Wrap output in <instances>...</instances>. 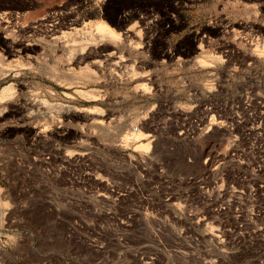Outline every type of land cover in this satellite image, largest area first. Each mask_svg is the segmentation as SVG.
<instances>
[{"label": "rangeland", "instance_id": "obj_1", "mask_svg": "<svg viewBox=\"0 0 264 264\" xmlns=\"http://www.w3.org/2000/svg\"><path fill=\"white\" fill-rule=\"evenodd\" d=\"M2 12L76 29L96 54L67 73L41 35L0 19V67L15 64L0 77V264H264L263 3L0 0ZM96 22L114 36L92 45ZM23 37L37 45L12 62ZM113 49L128 68L92 64Z\"/></svg>", "mask_w": 264, "mask_h": 264}, {"label": "bare ground", "instance_id": "obj_2", "mask_svg": "<svg viewBox=\"0 0 264 264\" xmlns=\"http://www.w3.org/2000/svg\"><path fill=\"white\" fill-rule=\"evenodd\" d=\"M264 4V0H257ZM25 16V15H23ZM22 15H13L9 12H2L0 13V19L6 23L7 27H10L19 33H28L31 32V34H38L41 35L42 39L45 41V44L49 49L52 51H60L66 59L64 60V63L62 64V68L65 69V71L73 72L72 70V64L74 63H81L83 62L88 54L95 55V49L96 47H91L90 45H83L82 40L77 38V36L71 37L72 33H79L76 29H71V31H61L59 26L57 25H49L46 29H41L44 26V23L47 21V18L45 16H41L35 20H33L30 23H24L21 22ZM97 29L96 32L93 33V36L90 38L91 44L95 45L98 44L99 41L103 39V37L108 35H113L112 31L108 30L104 22H96L95 23ZM22 36V35H21ZM37 45L36 39H27V38H21L15 42H12L9 48V55L13 58L12 62H18V58L21 57V54H23L26 51L31 50L34 48V46ZM91 47V48H90ZM89 48V52L87 49ZM106 49L115 48L114 46L110 44H106ZM92 50V52H91ZM116 50V49H115ZM108 51L104 54H102L103 59L101 60H94L92 64L97 65L101 69H105V67H111V71L114 70H121L123 68H128V59L124 58L122 55H117V51ZM250 58V56H249ZM20 63V62H18ZM88 65V64H87ZM15 64L12 63H6L4 68L0 67V77L5 76L10 72L9 67H13ZM109 67V68H110ZM11 87L9 84L4 86L0 90V101L6 99L10 95ZM138 88H145V85H138ZM13 89V88H12ZM31 105H35V107L45 108L46 106L43 105L41 102H33ZM47 108V107H46ZM77 111V110H76ZM101 124H103L102 121H100ZM135 136L138 137L139 133H135ZM136 139V138H135ZM135 141V140H134ZM143 147H147V144H143ZM2 204L0 203V214L2 210ZM258 230V229H257ZM211 240L215 244H219V235L217 233H211L210 234Z\"/></svg>", "mask_w": 264, "mask_h": 264}]
</instances>
